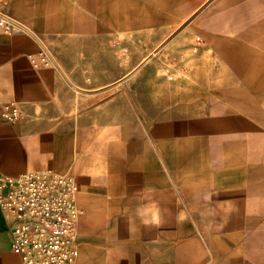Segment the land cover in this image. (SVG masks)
I'll use <instances>...</instances> for the list:
<instances>
[{"label": "crops", "instance_id": "obj_1", "mask_svg": "<svg viewBox=\"0 0 264 264\" xmlns=\"http://www.w3.org/2000/svg\"><path fill=\"white\" fill-rule=\"evenodd\" d=\"M193 2L0 0L14 20L0 31V176L74 175L83 209L74 264H264V60L248 43L209 37L240 32L264 43V0L195 7L223 66L200 82L244 88L214 87L221 101L208 90L170 92L168 115L129 117L161 113L160 88L143 79L146 30L160 29L145 25ZM35 36L56 66L31 65ZM10 102L19 110L13 121L1 114ZM145 207L159 223H143ZM11 223L0 207V264H22L10 249Z\"/></svg>", "mask_w": 264, "mask_h": 264}, {"label": "built area", "instance_id": "obj_2", "mask_svg": "<svg viewBox=\"0 0 264 264\" xmlns=\"http://www.w3.org/2000/svg\"><path fill=\"white\" fill-rule=\"evenodd\" d=\"M14 20L0 10V31H9ZM39 47L28 53L31 65L53 67L50 47L35 36ZM1 114L13 121L19 115L14 102ZM78 183L68 170L51 168L0 176V207L9 212L10 249L22 264H74L79 254L77 220L83 209L76 203Z\"/></svg>", "mask_w": 264, "mask_h": 264}, {"label": "rangeland", "instance_id": "obj_3", "mask_svg": "<svg viewBox=\"0 0 264 264\" xmlns=\"http://www.w3.org/2000/svg\"><path fill=\"white\" fill-rule=\"evenodd\" d=\"M204 0H194L193 6L188 9L183 8L182 14L177 17L168 18L167 13L161 12V20L157 23L146 24V28L153 27L160 29L159 34H152V30H146L145 33V53L150 57L147 60L144 71V85L146 89H152L154 86L160 88L157 91L162 95L158 99L162 105L160 112L146 113L144 115H129V117L142 116L146 119H151L163 115H168L169 93L175 91L194 90L199 89L207 91L211 98H218L220 101L222 97L214 94L212 89L214 87H243L244 83H219L210 82L208 89L206 85L200 82L199 78H208L212 80L216 76H220L223 66L218 50L214 49L216 39H206L201 35L200 19L197 18L195 7L199 6ZM212 1V0H209ZM185 7V6H184ZM194 8V9H193ZM256 18V17H255ZM254 17L251 22H254ZM257 18L264 20V13H259ZM243 26V25H242ZM250 29H253L250 26ZM213 29H209L211 32ZM254 30V29H253ZM172 36V37H171ZM225 38L228 41H242L251 45L257 50V58L263 61L264 43H254L249 41L245 34L240 32H216L209 37ZM171 37V40L169 39ZM213 40V42H212ZM173 43L170 48L169 43ZM160 42V43H159ZM177 47V48H175ZM151 51H154L153 53ZM206 61V63H205ZM203 62V64H202ZM200 64L194 66V64ZM202 64V65H201ZM261 66L264 67L262 62ZM226 72H229V67L225 66ZM201 70V73L200 71ZM198 73L201 75L198 76ZM217 85V86H216ZM153 91V90H152ZM151 91V92H152ZM147 100V99H146ZM151 101L153 99H150ZM157 100V101H158ZM200 100V99H199ZM198 101V100H197ZM226 102V101H225ZM232 104V101H229ZM201 103V102H200ZM227 103V102H226ZM196 104V103H194ZM148 106V104H146ZM164 105V106H163ZM157 108V107H156ZM151 106L150 109H156Z\"/></svg>", "mask_w": 264, "mask_h": 264}, {"label": "clouds", "instance_id": "obj_4", "mask_svg": "<svg viewBox=\"0 0 264 264\" xmlns=\"http://www.w3.org/2000/svg\"><path fill=\"white\" fill-rule=\"evenodd\" d=\"M137 214L143 219V223L146 225L159 223V214L154 207L138 209Z\"/></svg>", "mask_w": 264, "mask_h": 264}]
</instances>
